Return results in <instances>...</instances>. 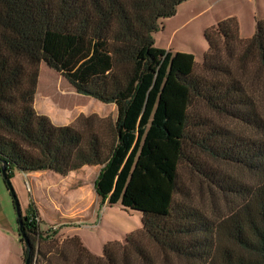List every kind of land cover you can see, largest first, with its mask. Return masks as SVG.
Masks as SVG:
<instances>
[{
    "label": "trees",
    "instance_id": "16d2710c",
    "mask_svg": "<svg viewBox=\"0 0 264 264\" xmlns=\"http://www.w3.org/2000/svg\"><path fill=\"white\" fill-rule=\"evenodd\" d=\"M185 1L0 0V170L11 180L98 167L101 203L142 215L141 230L101 257L65 238L86 264H130L139 235L163 264H264V20L247 40L234 22L207 29L197 66L192 54L154 47L159 21ZM41 64L114 105L116 119L52 124L34 108ZM182 165L200 204L179 182ZM34 209L21 214L24 263L40 256L37 242L56 243L64 262L55 230L28 222L40 220Z\"/></svg>",
    "mask_w": 264,
    "mask_h": 264
},
{
    "label": "rangeland",
    "instance_id": "374dc122",
    "mask_svg": "<svg viewBox=\"0 0 264 264\" xmlns=\"http://www.w3.org/2000/svg\"><path fill=\"white\" fill-rule=\"evenodd\" d=\"M256 20H264V0H187L178 6L174 16L159 21L161 29H158L152 35L154 47L170 51L172 54L178 51L192 54L195 61L201 63L207 50L205 38L207 29L218 26L220 23L230 24L234 22L238 28L240 38L247 40L254 34ZM37 90L38 98L41 95L43 98L45 97L44 99L48 100L51 110L54 111L52 115L56 125H69L79 116L96 115L110 121L116 119L114 105H103L92 98L77 94L59 74L49 69L45 64L39 66ZM214 165L223 170L228 168L223 164ZM178 175L181 186L185 187L186 191H190L192 201L195 198L200 204L202 199L197 196L200 194V190H198L194 181L196 178L183 165L179 168ZM13 177L11 183L20 204L21 214L25 215L27 211L25 207L28 208L30 204H33L32 194L29 193L28 186L32 188L33 193H36L37 186L34 180H27L23 176H20L18 180H16L17 178L13 180ZM47 177L53 178V175L48 174ZM90 179L91 175H76L70 178L73 183L74 180H81L87 186L92 187L93 184L88 182ZM0 180V188L2 189V191L0 190V226L8 230L7 234L11 239L9 244L5 242L6 246H0V264H24L16 208L2 176H0ZM50 185L53 187V182ZM68 188L64 187L69 191ZM4 192L5 195H3ZM48 203H50V200L43 202L47 207ZM60 204L61 207H65L63 200L60 201ZM2 210L6 212L8 219L4 218L1 213ZM38 213L41 216L40 219L42 218L39 225L41 232L52 231L54 230L53 226L60 223L56 218L47 215L42 207L39 208ZM141 218L140 213L122 209L118 204L108 206L104 203V206H102L99 199L94 221L83 220L84 224L78 223L76 227H73L75 225L71 227L64 226L55 230L56 237L53 239L56 240L58 248L65 254L66 260L62 262L54 256L56 243L37 242L40 256L35 258L34 264L49 262L86 264L85 261H79L76 258L72 245L62 243L65 238L78 237L84 248L93 256L101 257L106 244L124 245L127 236L137 233L138 229L141 228ZM99 220L102 225H99ZM77 227L81 228L80 232H78ZM67 232H70V236H67ZM138 240L142 255H130L128 257L130 264H144L147 260L150 261L149 264H163L159 249L150 240L142 235H139Z\"/></svg>",
    "mask_w": 264,
    "mask_h": 264
},
{
    "label": "crops",
    "instance_id": "0c3cea01",
    "mask_svg": "<svg viewBox=\"0 0 264 264\" xmlns=\"http://www.w3.org/2000/svg\"><path fill=\"white\" fill-rule=\"evenodd\" d=\"M178 53H182V52L178 51ZM195 63L197 64V66L199 65L197 61H195ZM44 98L42 97V95L40 96V98H38V90H36V95L34 99L35 111L41 115L47 116L52 121V124H54L55 122L52 115V112L54 111L51 110L50 106L48 105L47 102L48 100H45ZM56 126H66V125H56ZM99 171L100 168L98 167H84L79 171L69 173L67 176H60L51 172H35V173L22 174L15 171L13 180H15V178H17L16 180H18L20 176H23L27 180H34V183L37 186L36 193H33L32 188L28 186V190L30 191L29 193L32 194L31 200L33 203L32 205L35 208L34 210H36L38 213L39 208L42 207L47 215H50L52 218H56L60 223H58V225L56 226H53V229L58 230V227L61 228L64 226L71 227L72 225H75L73 227H76L78 223L84 224L83 220L94 221L99 204V197L96 195L94 191V182L96 180ZM48 174L53 175V178L47 177ZM76 175H83V176L91 175V179H90L91 181L89 180L88 182H90V184H93L92 187L87 186L81 180H74L75 182L73 183L72 180H70V178ZM51 182H53V187L50 185ZM64 187L65 188L69 187L68 188L69 191L64 189ZM0 190L2 191L1 188ZM3 195H5V192L3 193ZM49 200L50 203H48V207H47L46 205L43 204V202ZM61 200L64 201L65 204L64 208L61 207L60 204ZM102 206H104V204H102ZM25 208L28 210L27 207ZM1 213L3 214L5 219H8V215L5 214L6 212L4 210H2ZM9 223H10V219H9ZM99 225H102V222L100 220H99ZM80 229H81L80 227H77L78 232H80L79 231ZM138 230L140 231L141 228ZM7 231L8 230L5 229V227L1 228L0 226V233H1L0 246H6L5 242L9 244L11 241V239L7 234ZM67 236H70V232H67Z\"/></svg>",
    "mask_w": 264,
    "mask_h": 264
},
{
    "label": "water",
    "instance_id": "95a60500",
    "mask_svg": "<svg viewBox=\"0 0 264 264\" xmlns=\"http://www.w3.org/2000/svg\"><path fill=\"white\" fill-rule=\"evenodd\" d=\"M0 173H1V176H2V179L7 187V190L9 191L12 199H13V202H14V205H15V208H16V213H17V218H18V223H19V228L21 229L22 227V221H21V208H20V204H19V201H18V198H17V195L15 193V190L13 188V185L11 183V180L9 179L8 177V174L6 172V168L3 166L0 170ZM22 238L25 239V236L22 235ZM25 244H27V241L25 239ZM24 264H29V261L27 260Z\"/></svg>",
    "mask_w": 264,
    "mask_h": 264
},
{
    "label": "built area",
    "instance_id": "2783aa9c",
    "mask_svg": "<svg viewBox=\"0 0 264 264\" xmlns=\"http://www.w3.org/2000/svg\"><path fill=\"white\" fill-rule=\"evenodd\" d=\"M28 222L29 223L35 222L38 225L40 223V220L37 216L36 217H29Z\"/></svg>",
    "mask_w": 264,
    "mask_h": 264
}]
</instances>
